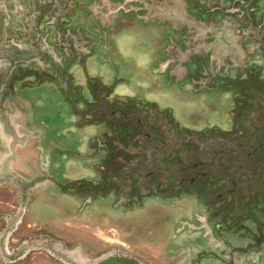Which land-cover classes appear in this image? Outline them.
<instances>
[{
  "label": "rangeland",
  "instance_id": "374dc122",
  "mask_svg": "<svg viewBox=\"0 0 264 264\" xmlns=\"http://www.w3.org/2000/svg\"><path fill=\"white\" fill-rule=\"evenodd\" d=\"M22 92L26 109L13 105ZM121 110L158 125H142L143 147L140 135L109 129ZM15 114L32 119L24 125L47 149L43 161L63 156L55 177L68 188L55 190L72 207L66 194L41 205L53 234L66 219L70 233L147 261L178 255L165 237L194 243L186 264L213 263L191 260L208 247L264 264V0H0L4 133ZM177 159L191 165L174 170ZM150 168L156 190L154 175L129 177ZM185 172L192 179L176 188ZM230 176L235 190L217 194ZM135 184L151 199L134 207ZM239 209L247 217L235 221Z\"/></svg>",
  "mask_w": 264,
  "mask_h": 264
},
{
  "label": "flooded vegetation",
  "instance_id": "af4514ba",
  "mask_svg": "<svg viewBox=\"0 0 264 264\" xmlns=\"http://www.w3.org/2000/svg\"><path fill=\"white\" fill-rule=\"evenodd\" d=\"M169 14H174V13L170 12ZM218 30H219L218 33L220 35L222 28L219 27ZM27 71L29 72L32 70L30 69ZM124 112L126 111L121 110V113H124ZM124 118L125 119L122 121H107L108 127H110L109 129H115V132L117 131V133H119L120 138L125 139V140L132 139L131 136L134 137L135 134L140 135V138L138 139V141H140V143L142 144V147L146 143L145 136L148 135L147 132L142 131L144 129L143 126L147 123V125L153 128V130L154 128L158 129V125L156 124V122L149 120L148 117L145 118V122H144L142 119L138 117V115H133V114H129L128 112H126V114L124 115ZM140 133H142L143 138ZM108 134H109L108 140L112 141V137H111L112 132L110 131V133ZM120 154L122 157H124L125 161L130 156L128 153H125V152H122ZM244 156H247L248 158L250 156L249 152H247ZM177 160L178 161L175 162L177 165L176 167H174V170L176 169L177 171L178 170L181 171L182 169H185L187 166L191 165V164L183 165L181 164V160L179 159ZM241 163L242 162L239 161L237 164L240 165ZM250 169H251L250 171L252 172V178L255 179L257 177L255 176L256 170L255 168H250ZM173 173L175 174V171ZM133 174L135 177L131 175H129V177H132L134 179L140 178L141 181L147 180L149 176L154 175L155 182H153V187H151V189L152 190L157 189L156 185H157L158 180L156 177H157L158 172H156V170L154 171V169L152 168H150L149 170H145L144 172L137 170ZM191 177L192 176L189 175L187 172L183 173L181 177H178L179 182L176 183V188L181 186L182 182H184L185 184L188 181H190L192 179ZM211 177H213V174L211 175ZM52 178H53L52 180L54 181V184L59 185L58 187L68 188V186H66L65 183H61L59 180H57L54 177ZM252 178H250V174H248L247 177H245V179L249 181L250 179L252 180ZM223 179L224 178H221V181ZM0 180L2 181L5 180V181L16 184L17 186H19L22 192V196L20 197L19 204H17L16 210L8 215L7 214L5 215V213H7L5 212L3 215L5 219H4L3 225L0 230V257L3 260L12 261L15 259H23L25 256H27V254L30 251L34 250V251H41L47 254L49 257H51L52 262L54 264H154L150 260L147 261L145 258H142L141 256H139L137 252H133V251L131 252L129 250L122 249V247H118L115 245H111L108 247L99 246V248L97 249H92L85 242L80 243V242H75V240L65 241L64 239H61L55 236L50 230L47 231L44 228H40V226L37 227L35 230L30 231L29 233L22 234L18 238L17 237L12 238V234L14 233V230L16 229V223L17 221L20 220L22 213H24V208H25L24 198L26 196L25 186L19 180L18 177L12 176V175H8L7 177L4 176ZM229 182H230V186H224L223 190L218 192L217 194H220L222 192L232 194L236 186L235 177L230 176ZM135 186L137 185L135 184ZM139 186L140 185H138L135 188V191H134L135 195H133V201L134 200L136 201L134 202V207L142 205L143 199L145 200L151 199L149 198L150 195L149 197L143 196L142 191ZM175 191L176 193L180 192L179 189ZM151 194H152L151 197L153 198L160 197V195L156 192L151 193ZM125 199H126V196H124L123 199H121L123 202V207H125ZM233 215L235 216L233 219L235 221H238L239 218H242L244 216L247 217V214L242 213L241 209H239V212L236 211L235 213H233ZM181 228H183V225L182 226L180 225V228H179L180 230L178 231V233L181 231ZM191 228L194 229L193 226ZM183 229H186V228H183ZM246 233L249 234L250 232L247 230ZM250 236L252 237V235ZM253 238H254L253 241L248 242V244H251L253 245V247H256L258 243L256 242V237L254 236ZM94 241L95 243H98V244L100 243V241L98 242L96 239H94ZM185 243L190 244L192 243V241L190 239L188 240L187 238L186 239L182 238L180 241V244L183 246ZM192 244L194 245V243ZM242 248L243 247L236 246V247H232L231 249L232 250H236V249L242 250ZM262 249H264V246H262ZM227 253H224V252L222 253V252H218L215 250H211L208 247L206 249H200L195 254V256L191 258V260L199 261L202 257L209 256V258H211L214 262L213 263L208 262L207 264H215L216 262H218L219 264H234L235 261L233 260V257L229 256L230 254L229 252ZM241 259H244L243 261H245L244 256H242Z\"/></svg>",
  "mask_w": 264,
  "mask_h": 264
},
{
  "label": "crops",
  "instance_id": "0c3cea01",
  "mask_svg": "<svg viewBox=\"0 0 264 264\" xmlns=\"http://www.w3.org/2000/svg\"><path fill=\"white\" fill-rule=\"evenodd\" d=\"M27 92L29 90H26ZM26 93H21V102H25L23 105L20 101L13 102L18 108H25V105L29 100L24 98ZM23 96V97H22ZM12 104V103H11ZM29 108V107H28ZM27 108V109H28ZM26 109V108H25ZM25 111H22V113ZM26 113V112H25ZM5 123L9 124V131L6 133L2 130V117L0 116V179L8 175L16 176L25 186V208L24 213H22L21 218L16 223V229L12 234V238L19 237L22 234L29 233L30 231L35 230L37 227L44 228L48 231V228L43 227L40 219V215L44 214L41 205L44 203H49L52 205L54 198L59 195L66 194L68 196L66 203L63 205L64 210H68L72 207L69 204L70 194L63 192L61 190H55V184L52 180L57 173H62V157H54L52 160H42L47 149L44 148L37 140L33 134L29 133L25 128V125H30L32 119L28 115H11L8 118L4 117ZM25 124V125H24ZM24 126V127H23ZM4 128V127H3ZM4 144V145H3ZM53 153H56L52 150ZM57 155V153H56ZM5 156H7L5 158ZM54 156V155H53ZM68 158V157H65ZM68 160V159H66ZM42 162V163H41ZM47 162V163H45ZM53 164V165H52ZM59 164V165H58ZM22 192L16 184L8 181L0 180V230L4 222V213L5 215L12 213L16 210L17 204H19L20 197ZM75 207L76 204L74 203ZM68 220H63V228L57 230L54 235L58 238L67 240H75V242H85L92 249L99 248V244L95 243L94 239L90 236L81 235L76 236L73 232L70 233L68 229ZM182 239V238H181ZM181 239H179L177 244L173 242L166 241V238L163 239L162 248L164 245L168 247L169 253L171 248L174 250L177 249L178 255L172 259L166 261L172 264L178 263L181 261L182 264H186V256L190 244L185 243L183 246L180 244ZM185 239V238H184ZM97 244V245H96ZM166 249V248H165ZM148 259L154 264H166L159 263L158 258L154 254H149ZM0 264H54L51 257L41 251H30L27 256L23 259H15L12 261H5L0 257Z\"/></svg>",
  "mask_w": 264,
  "mask_h": 264
}]
</instances>
